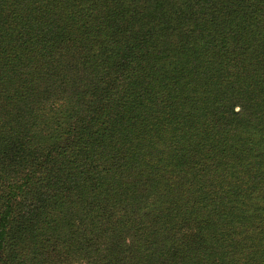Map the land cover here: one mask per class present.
I'll list each match as a JSON object with an SVG mask.
<instances>
[{
	"label": "trees",
	"instance_id": "1",
	"mask_svg": "<svg viewBox=\"0 0 264 264\" xmlns=\"http://www.w3.org/2000/svg\"><path fill=\"white\" fill-rule=\"evenodd\" d=\"M0 264H264V0H0Z\"/></svg>",
	"mask_w": 264,
	"mask_h": 264
}]
</instances>
